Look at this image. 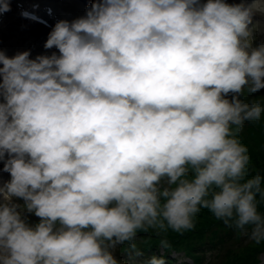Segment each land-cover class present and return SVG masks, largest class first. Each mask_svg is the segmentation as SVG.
I'll list each match as a JSON object with an SVG mask.
<instances>
[{
  "label": "clouds",
  "instance_id": "clouds-1",
  "mask_svg": "<svg viewBox=\"0 0 264 264\" xmlns=\"http://www.w3.org/2000/svg\"><path fill=\"white\" fill-rule=\"evenodd\" d=\"M256 14L264 0H93L49 32L59 55L0 51V264H118L138 229H190L198 206L264 241V176L245 180L235 138L262 111L240 98L264 89Z\"/></svg>",
  "mask_w": 264,
  "mask_h": 264
},
{
  "label": "trees",
  "instance_id": "trees-1",
  "mask_svg": "<svg viewBox=\"0 0 264 264\" xmlns=\"http://www.w3.org/2000/svg\"><path fill=\"white\" fill-rule=\"evenodd\" d=\"M241 100L250 105L254 102L259 103L261 106V116L258 120L245 121L243 127L239 132L235 133V138L245 146L248 150L249 164L248 175L245 180L260 173L264 176V90L260 93L249 94L245 89L241 95ZM236 125H232L233 130ZM188 179H192V174L189 172ZM172 187H175L173 185ZM264 187V181H262ZM211 199V195L207 197ZM257 209L264 215V199H261L257 194ZM199 207V211L192 217V227L184 229L180 232L167 227L164 230L159 228L149 227L147 230L138 229L137 233L141 236V241L146 238V246L161 245V241H167L168 247H163L166 255H161L165 258L170 249L181 248L186 245L190 246L193 258L198 263V257L195 254L199 250H203V246L210 250L223 251V258L218 264H256L258 262V253L264 249V241L259 244L255 242H248L244 244L239 240L241 230L235 227H230L217 218L208 208ZM220 222V223H218ZM142 232H145L143 235ZM226 245H228L226 247Z\"/></svg>",
  "mask_w": 264,
  "mask_h": 264
},
{
  "label": "rangeland",
  "instance_id": "rangeland-1",
  "mask_svg": "<svg viewBox=\"0 0 264 264\" xmlns=\"http://www.w3.org/2000/svg\"><path fill=\"white\" fill-rule=\"evenodd\" d=\"M16 20L14 18H7L3 23H1V28L5 29V32L8 30H13L12 34L10 36L2 35L0 36V40H9L11 44L6 46L5 53L8 54L7 56L12 57L21 50H23V47L21 46L22 41L26 40L25 38H22L16 33L17 31L20 32L19 27L21 24L15 25ZM253 31V45H259L262 41H264V15L256 14L253 18V24L250 26ZM0 28V32H4L3 29ZM16 39L14 42H12ZM230 95V94H229ZM2 168H3V161H2ZM10 179V175L7 172H4L0 170V184ZM162 186L166 187L167 183L166 180L162 181ZM17 203L22 205V200H16ZM24 215L28 218L29 224L32 223V220L36 218L33 214L24 213ZM220 223V222H218ZM240 241L243 243H246L251 240L250 238V228H246L241 231L240 235ZM228 245H226L227 247ZM183 249L174 250L171 253L172 260L166 261V264H193V260L190 257V254H183ZM114 256L116 257L118 264H143L149 260H143V259H137L135 257H132V255H127L118 252L117 247L115 249H112ZM202 256V263L203 264H217L219 260L222 258V253L220 251H207ZM259 263L258 264H264V252L260 253L258 256Z\"/></svg>",
  "mask_w": 264,
  "mask_h": 264
},
{
  "label": "bare ground",
  "instance_id": "bare-ground-1",
  "mask_svg": "<svg viewBox=\"0 0 264 264\" xmlns=\"http://www.w3.org/2000/svg\"><path fill=\"white\" fill-rule=\"evenodd\" d=\"M239 3L242 2V0H238ZM243 2H250V0H243ZM49 31L42 28L41 26L37 25V24H34V23H31V22H28L27 25L24 26L23 28V31H22V35H28L29 37L30 36H36L38 37L39 35H42L44 33H48ZM4 34H2L0 32V36H2ZM30 51H34V44H32V47H31V50ZM58 51V49H57ZM53 53V52H52ZM57 53V52H56ZM33 58H35L36 56L34 55V53H31ZM57 55H59V52L57 53ZM0 170L3 171V168H2V161L0 160Z\"/></svg>",
  "mask_w": 264,
  "mask_h": 264
}]
</instances>
